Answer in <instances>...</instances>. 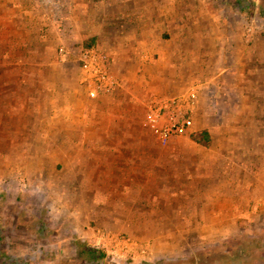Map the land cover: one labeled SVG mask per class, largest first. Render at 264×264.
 I'll return each instance as SVG.
<instances>
[{"label":"rangeland","instance_id":"1","mask_svg":"<svg viewBox=\"0 0 264 264\" xmlns=\"http://www.w3.org/2000/svg\"><path fill=\"white\" fill-rule=\"evenodd\" d=\"M110 1L112 7L109 8L115 15L118 3L128 5L129 2L135 4L140 1L149 3L146 6L148 11L153 7L166 13L168 0H157L159 4L152 0ZM177 1L181 9L183 5L192 4L191 12H188L192 22L179 20L174 24L177 31L195 26V29H208L213 33L211 35L219 30L225 36L231 35L229 32L232 30L246 32L249 25L264 20L258 7H255L254 14L242 15L220 0ZM94 8L87 7V10L91 12ZM62 9L71 15V8L60 0H48V3L46 0H0V82L7 77V69L16 73V83L21 82L15 86L0 83V251L3 253L0 254V261L9 260L5 264H77L80 243L94 247L95 241H102L101 234L122 233L141 244L151 240L153 247L147 255L142 249L143 252L139 250L137 254L138 258L124 261L113 259L104 250L110 255L111 264H264V224H261V229L233 230L235 235L226 236L236 220L244 227L247 222L264 223V167L257 173L259 176L254 182L246 183L244 190H240V198L234 203L236 209H224L221 218L215 212L218 210L216 199L200 198L198 191L194 190L196 186L199 188L201 181H205L206 170L215 168L206 165V160L215 149L209 151L190 138V133L200 126L195 110L186 111L182 131L166 140L160 139L148 122L152 105L174 98L180 100L191 93L184 88L192 82L198 84L202 65L208 63L210 66V70H206L208 73L202 76L214 74L216 49L211 48H215L216 38L210 35L202 39L175 37L178 54L173 55V48L167 45L173 23L157 22L149 17L143 24L147 36L134 39L131 43L132 39L122 38L121 34L140 32L135 27L134 21L138 19L134 16L128 20L114 16L115 21L107 26L108 35H93V32H88L87 26L106 27V23L59 19L57 15ZM125 11H134L132 15L138 13L135 5L124 7L123 14ZM33 13L36 17L46 16L47 19L46 24L39 23L40 37L35 34L38 32H31L25 27L30 28L33 24L25 21V15ZM148 14H152V10ZM162 17L164 20L167 18L165 15ZM182 17V14L179 15V18ZM118 18L124 21H118ZM181 25L182 28H179ZM97 27L93 29L101 31ZM145 40L147 44L143 47ZM91 47L102 50L110 59L111 67L115 65L119 73V84L111 95L125 92L122 84L132 74L137 79L144 75V80H153L162 87L160 91L153 86L142 89L145 101L138 100L133 104L136 119L122 121L124 126H134L142 133L126 131L125 134H118L126 141L142 140L145 158L159 157L174 164V168L167 167V162L159 167L161 171L166 169L163 176H154L156 178L145 187L142 199L128 197V187L124 188L122 183L117 188L113 187L119 182L110 181L111 177L106 180L99 175L92 181L90 171L93 167L84 161L92 155V151L77 149L68 140L71 135L64 138L54 131L43 132L47 123L46 113H55L54 104L57 102L55 96L47 100L43 89L46 80L43 78L40 82L41 75L45 76V69L40 71V77L36 71L31 73L40 91L34 84H27L29 70L26 69L36 67L35 63L45 60L46 55L53 52L52 61L63 66L75 91L91 99L111 96L92 95L83 82L80 57ZM41 48H44L43 54ZM37 49L40 51L37 52ZM173 57L176 62L174 70L171 69ZM23 71H26L21 74L26 77L25 82L18 80ZM173 71H176L179 86L175 82L164 85ZM47 72L54 75L51 70ZM52 122L48 123L49 126L53 125ZM59 138L64 139L61 150L56 145ZM221 139L215 135V145ZM110 152L99 150L96 155L103 158L110 156ZM134 152L125 149L112 151L117 157ZM77 158L83 161L81 166L76 165ZM185 168H190L188 178L182 171ZM99 169L103 170V167ZM256 170L260 169L257 167ZM203 185L206 186V183ZM224 185L228 183L224 182ZM184 186L188 187V196L184 194ZM210 201L212 204L209 207L213 205V208L206 209L205 202ZM233 211H238L239 215L233 216Z\"/></svg>","mask_w":264,"mask_h":264},{"label":"crops","instance_id":"2","mask_svg":"<svg viewBox=\"0 0 264 264\" xmlns=\"http://www.w3.org/2000/svg\"><path fill=\"white\" fill-rule=\"evenodd\" d=\"M60 1H62L63 5L66 4L71 8V15L62 9L57 15L59 19L65 18L72 22H76L77 19L80 21L86 19V21L94 24H98L102 21L106 23V27H93L92 24L87 26L89 29L88 32H93V35L103 33L108 35L106 32L108 29L107 26L111 21H115V19H113L114 16L120 18L126 17L127 20L129 17L134 16L138 19L134 21L135 27H138L140 32L131 33L127 31L121 34L122 38L132 39L131 43L134 39H142L147 36L143 24L149 17L151 20L157 22L167 21L168 23H173L171 24L172 28H170L169 31V43L167 44L173 48V55L178 54L176 52L178 47L175 45V37L183 39L199 37L202 39L210 35V37L213 36L212 38H216L214 41L215 46H213L215 48H211V50L216 49L214 74L202 76L208 73L206 70H210V66L208 63L202 65V67L199 66V69L201 67V80L196 85L192 82L187 84L184 88L186 89L185 91H194L197 95L196 104L192 109L195 110L194 115L196 119H199L197 124L200 126L193 131L206 129L211 136L210 146H204L194 142L196 145H201L209 151L215 149L212 155L210 154L211 157L206 160V162H208L206 165L215 166L214 170L207 169L206 174L208 175L204 178L205 181H201L199 188L196 186L194 190H196V193L198 191V196H200V198L216 199V206H220V209L217 206L216 209L218 210L215 212L216 214H220L221 218L223 217L224 209H236L234 208V203H237V200L240 198V190L243 189L246 183L254 182L259 176L257 173H260L262 170L261 168L264 167V20H262V22L258 21L256 25L254 24L255 26L253 25L256 28V33L252 37H248L246 32L242 33L237 30L230 31L229 34L231 35L224 36L222 34L223 32H218L219 30L215 32V35H211L213 33H210L206 28L195 29V26H190V28H184L179 31L174 28V24L179 22V20L192 22L188 14V12H191V3L186 6L183 5L181 9V5L177 0H168L166 13L165 10L158 11L157 9L159 8L154 9L152 7V14L150 15L148 12L151 10L148 11L146 9V6H149L148 2L145 3L144 1H140L135 4L134 2H129L128 5L118 3L115 15H113V11L109 8L112 7V2L110 0ZM152 1L154 3V1L157 0ZM52 2L59 3L57 1ZM46 3H48V0H46ZM153 3L151 5H153ZM157 4H159L158 1ZM132 5L136 6L138 13L132 15L134 11L129 13L125 11L123 14V8ZM87 7L95 8L90 12V9L87 10ZM34 14L36 13L25 15V21L30 22L29 24L33 23L30 25V28L28 26L25 27L31 32H38L35 34L38 35L37 37H40L41 35L39 32H41V29L39 23L44 22L46 24L47 19L46 16L38 15L36 17ZM181 14L183 16L182 19L179 18ZM62 15L66 17H62ZM67 15L69 16L67 17ZM87 15H89V17H86ZM163 15L167 16L166 20L163 19ZM93 17L95 19H93ZM120 18H118V21L123 22L124 20H120ZM125 25H128V28L130 27L128 23H125ZM96 27L101 29V31L93 29ZM179 28H182V25L179 26ZM143 44V47L146 46L147 41L145 40ZM40 50L43 54L44 48ZM40 50L37 49V52ZM204 51L205 53L207 52L206 50ZM52 53L53 52H49L45 60L35 63L36 67L26 69L29 70L27 84L30 86L34 84L39 91L40 87L37 85L34 74L31 73L36 71V75L40 77V71L45 69V76L43 74L41 75L40 82H43V78L46 80L43 89L47 95V100L55 96L54 98L57 102L54 104L56 112L46 113L47 123H45L43 132L52 133L54 131V133L64 138L67 137L68 134L71 135V138L68 140L73 143L77 149L86 148L92 151V155L86 160L84 159L90 167H93V170L90 171V174L93 176L92 181L99 175H103L106 180H109V177H111L110 181L119 182L113 187L117 188V186H120V183H122L121 186L124 188L128 187L127 190L130 192L128 197L142 199L144 190L146 189L145 187L156 178H154V176H163V172H165L166 169L161 171L162 169H159V167L164 165V162L168 163L167 167L174 168V164H169L168 161L162 160L159 157L145 158L143 156L145 145L141 142L142 140L138 141L135 139L133 141H126L125 139L119 138L118 134H125L127 133L126 131L129 133H142L136 130L134 126H124L122 121L126 122L128 119H136L137 113L133 112V104L138 100L145 101V95H141V92H143L141 91L142 89L153 86L157 89L156 91H160L162 87H160V85L158 86L153 80H144V75L142 77L141 75L138 76L139 79H137L136 76L132 74V77H129L128 81L123 83L121 87L126 93L124 91L121 93L116 92L115 95L91 99L81 94L80 91L74 90L72 84H70L65 75L63 66L60 67L59 64L52 61ZM174 59V57L171 59L172 70L176 69V62ZM7 70V77L2 79L1 82L10 86L20 85V81H18V83L15 81L16 73L13 72L14 70ZM50 70L54 72L53 76L51 72H47ZM111 70L118 78L119 73L115 65L111 67ZM24 72L26 71L20 73L18 80L25 82L26 77L21 76ZM175 73L176 71L170 72V79L164 85H173L174 82L175 84L179 83V81L177 82ZM25 85L26 84H24V86ZM34 93H36V91ZM31 100L33 101L34 98L31 97ZM51 120L53 121V125L49 126L48 123H50ZM215 135L222 138V141L218 142L216 145L214 142ZM56 142V145H59L57 147L61 150L63 148L62 143H64V139L59 138ZM156 145L159 147L158 144ZM171 146V143H169V148H171ZM124 149L135 152L119 157L112 153V151H123ZM99 150L111 151V154L103 158L98 157L96 151ZM206 154L209 155V153ZM82 162L80 158L76 159L77 166H81ZM184 165L186 166V164ZM99 167H103V170H100L101 168L99 169ZM257 167L260 169L259 171L256 170ZM189 169L185 168L182 170L185 177L190 176ZM168 173L171 172L168 171ZM126 181H128V184ZM187 181L188 179L185 182ZM224 182H227L228 185L225 186ZM242 182L245 184L240 186ZM203 183H206V186H204ZM187 189V186L183 187L185 196H188L186 195ZM148 196L150 197L149 194ZM136 203L139 202L136 201ZM210 204H212L211 201L205 202L206 209L213 208V205L209 207ZM234 214L238 216L239 212L233 211V216ZM261 224L264 223L247 222V226L244 227L236 220L231 229H225L228 230L226 236L235 235L233 230L261 229ZM144 243H147V245L144 248L146 254H143L147 255L151 247H153V244L151 245V240ZM141 255L142 254L139 256ZM135 258H138V256Z\"/></svg>","mask_w":264,"mask_h":264},{"label":"built area","instance_id":"3","mask_svg":"<svg viewBox=\"0 0 264 264\" xmlns=\"http://www.w3.org/2000/svg\"><path fill=\"white\" fill-rule=\"evenodd\" d=\"M256 28L250 25L246 28V35L252 37ZM84 83L92 95H111L119 84L117 76L111 70V61L108 56L97 48L87 49L80 57ZM197 95L194 91L183 99H169L152 105L148 113V122L154 133L162 140L182 131L185 119L184 114L196 104ZM102 241H95L94 247L106 250L115 260H128L143 251L147 243L133 239L122 233H103ZM140 248V249H139ZM143 249V250H142Z\"/></svg>","mask_w":264,"mask_h":264},{"label":"trees","instance_id":"4","mask_svg":"<svg viewBox=\"0 0 264 264\" xmlns=\"http://www.w3.org/2000/svg\"><path fill=\"white\" fill-rule=\"evenodd\" d=\"M221 3L232 7L233 10L240 12L242 15H252L254 14L255 7L260 9L259 13L262 18H264V1L261 0H233L225 1L220 0ZM190 138L204 146H210L211 144V136L209 131L206 129L193 131L190 133ZM227 250V249H226ZM0 254L3 253L0 251ZM110 255L106 253V251L94 248L85 243H80L79 245V257L77 264H111L110 263ZM12 259V257H10ZM9 262V260H1L0 264H5ZM158 264V263H157Z\"/></svg>","mask_w":264,"mask_h":264}]
</instances>
